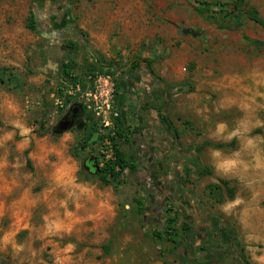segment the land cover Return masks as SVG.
<instances>
[{
	"label": "rangeland",
	"instance_id": "374dc122",
	"mask_svg": "<svg viewBox=\"0 0 264 264\" xmlns=\"http://www.w3.org/2000/svg\"><path fill=\"white\" fill-rule=\"evenodd\" d=\"M203 1L46 0L33 8L0 0V67L16 77L0 83V264H243L221 224L212 227L214 216L252 264H264V28L245 13L264 21V0H237L243 12L226 20L235 0ZM31 12L53 25L61 14L59 26L83 37L47 44L26 27ZM80 22L121 35L108 45L112 55L92 46ZM70 56L80 80L98 70L120 80L141 61L164 72L167 114L183 123L184 144L231 142L199 153L212 175L181 186L165 171L149 178L140 169L101 184L91 168L102 162L99 140L91 143L95 117L80 107L79 119L58 131L71 106L57 109L52 94ZM40 60L57 69H40ZM219 178L231 196L214 189Z\"/></svg>",
	"mask_w": 264,
	"mask_h": 264
},
{
	"label": "crops",
	"instance_id": "0c3cea01",
	"mask_svg": "<svg viewBox=\"0 0 264 264\" xmlns=\"http://www.w3.org/2000/svg\"><path fill=\"white\" fill-rule=\"evenodd\" d=\"M92 16L98 17L96 11ZM61 17V14L56 17L57 25H59ZM44 19L50 25L53 24L50 15H46ZM78 27L88 32L90 43H93L92 46L106 56L112 55L108 47L110 43L121 42V35L116 36L110 25L102 23L85 25L80 22ZM117 30L119 34L125 32V30L123 32ZM41 68L43 69L42 66ZM175 71L174 68L172 73ZM112 74L115 76L116 82L115 106L120 113L119 119L128 131L129 152H131V158L135 159L138 164V171L141 169L150 172L149 178H153L155 173L165 171L161 175L169 183L178 181L182 184L181 186L187 184L182 170L188 164L189 157L194 154V150L189 143L184 144L186 133L183 131L185 130L183 123L178 125L167 114L166 95H168V90L167 84L163 81L165 80L164 72L157 74L146 61H141L133 70L130 69L122 74L120 80H118V72H112ZM173 74L175 75V73ZM162 99L163 103H161ZM63 110L66 111V109ZM162 112L168 116L172 126L176 128L177 137L171 129H168L167 124L161 121L160 114ZM78 117H75L74 121H77ZM94 140L95 137L92 138L91 143Z\"/></svg>",
	"mask_w": 264,
	"mask_h": 264
},
{
	"label": "trees",
	"instance_id": "16d2710c",
	"mask_svg": "<svg viewBox=\"0 0 264 264\" xmlns=\"http://www.w3.org/2000/svg\"><path fill=\"white\" fill-rule=\"evenodd\" d=\"M44 1H46V0H31L32 7L34 8L35 5H38L39 3L44 2ZM193 1L199 6L205 5L207 7V5L209 4V2H205L203 0H193ZM213 4H216V3L213 2ZM235 12L236 13L243 12V10L239 9V3L237 2V0H235L232 3V9L230 10V13L222 16L223 20L228 19L229 16L234 15ZM245 13L250 20H252L253 22L257 23L258 25H260L261 27L264 28V21L262 19H260L255 13H253L252 11H248V10H246ZM211 17L214 19H218L217 16L212 15ZM36 22H37V19L35 18V14L33 12H31V14L28 16L26 27L28 29H30L31 31L38 33ZM77 35L80 38L83 37L81 32L77 33ZM69 43H72V42L69 41ZM71 45L72 44L66 45V48L69 51L73 50ZM92 58H93L94 64H97L100 62L99 58H97L95 56H92ZM73 65H74L73 56H70L66 62H63L61 64L60 69H59V76L70 74L72 72ZM104 73H112V72L106 70V71H104ZM13 82H16V77H15L14 73L5 67H0V83L3 85L9 86ZM73 107H74V105L71 106V108L69 109L70 115H71V110L73 109ZM81 113H82L81 110H79L77 117L80 116ZM160 118H161L162 122L167 124L168 129H171L173 131V134L177 137L178 132L172 126V123H171V121H169L168 116L162 112L160 114ZM88 119L92 120L90 117ZM96 122H97V124H99L98 121H96ZM96 122H93L90 126V128L93 130L92 136L95 137V140H94L95 142H96V140L100 141V139H101V132L100 131L98 132L95 129ZM127 133H128V131L123 126L121 120L119 118L116 119L114 122V134L115 135L112 138L113 145H114L115 158H114V160L105 161L102 164H101V162L96 161V163H95L96 168L93 170V174L96 176V178L103 185H108L111 182L122 181L125 178L127 173H129V172L133 173V172H136L138 170V164L135 161V159L131 158V152H129L128 154L123 153L121 148H120V144L118 143L119 140H122L124 143L130 142V139H129ZM230 143L231 142L224 143V142H212V141L205 140V141L201 142V144H199V145H196V146L192 145V148L194 150V154H192L189 157L188 164H186L182 170V174L186 177L187 183H189V185H191V186H195V184L197 183V181L200 178L207 176V175H212V173H213L212 168L209 166L203 165L199 159V153L202 151L203 148L212 147L215 149H220V148L227 147V146L231 145ZM218 182H219L218 184L213 185L214 189L220 190L223 187L229 196H231L233 194L231 188L228 185V180H226L224 178H219ZM137 208L141 212L143 210V204L141 202H138ZM210 221L212 222V227L217 228L219 226V224H221L220 230H219V228H217L218 233H220V235L222 236V238L226 242L230 243L231 245L236 246L237 254H238V257L240 258L241 262L243 264H252L249 261L248 257L245 255L243 248L241 247L239 242H237V240L231 241V237L225 228L224 222L221 219H219L217 216L210 218ZM182 228H184L183 229L184 233L187 235V233H189V230H190V225L186 222H182ZM153 235L160 237L161 233H154L153 232ZM181 258H182V256H181Z\"/></svg>",
	"mask_w": 264,
	"mask_h": 264
},
{
	"label": "built area",
	"instance_id": "2783aa9c",
	"mask_svg": "<svg viewBox=\"0 0 264 264\" xmlns=\"http://www.w3.org/2000/svg\"><path fill=\"white\" fill-rule=\"evenodd\" d=\"M116 82L112 73L95 71L82 80L74 73L60 75L56 93L52 94L54 105L62 110L78 106L88 110L99 122L101 130L98 153L102 162L114 160V122L120 113L115 106Z\"/></svg>",
	"mask_w": 264,
	"mask_h": 264
},
{
	"label": "flooded vegetation",
	"instance_id": "af4514ba",
	"mask_svg": "<svg viewBox=\"0 0 264 264\" xmlns=\"http://www.w3.org/2000/svg\"><path fill=\"white\" fill-rule=\"evenodd\" d=\"M37 29L38 32L41 34L43 40L47 44H51L52 46H58L60 40H68L69 38H76L79 39L80 37L76 35L70 27H60L59 25L55 26V24L50 25L48 22L45 21L44 18L37 19ZM47 31L48 33H46ZM44 43L43 47H46ZM44 53V51H43ZM47 61L40 60L39 67H46ZM71 117V116H70ZM67 118V119H70ZM159 211V210H158Z\"/></svg>",
	"mask_w": 264,
	"mask_h": 264
},
{
	"label": "water",
	"instance_id": "95a60500",
	"mask_svg": "<svg viewBox=\"0 0 264 264\" xmlns=\"http://www.w3.org/2000/svg\"><path fill=\"white\" fill-rule=\"evenodd\" d=\"M35 18L38 19L37 15H35ZM184 32H189L190 34L192 35H195L196 33L193 32L192 30H184ZM64 48V46H63ZM51 68V70H56L57 67H56V64H51L49 60H47V63H46V67H44L43 70H46ZM79 107L78 106H74L73 109L71 110V117L70 119H64L58 126V131L59 132H62V131H65L66 129H68L74 122L75 120V117L77 116L78 112H79ZM118 143L120 144V148L122 150L123 153L125 154H128L129 151H130V144L129 143H124L122 140H119ZM93 160V158H89L88 161H91ZM92 169H95L96 168V164L93 163L92 166H91Z\"/></svg>",
	"mask_w": 264,
	"mask_h": 264
}]
</instances>
